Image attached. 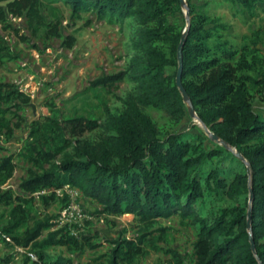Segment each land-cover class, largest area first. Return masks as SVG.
<instances>
[{
    "label": "trees",
    "instance_id": "16d2710c",
    "mask_svg": "<svg viewBox=\"0 0 264 264\" xmlns=\"http://www.w3.org/2000/svg\"><path fill=\"white\" fill-rule=\"evenodd\" d=\"M2 1L4 27L9 26V14L23 18L32 32L46 28L59 36L57 24L48 22L41 8L45 1H60L72 17L90 12L110 24L131 19L135 28L125 69L102 74L91 83L93 87L125 79L132 83V90L119 98L120 111H111L102 101L104 118L98 121L91 116L61 118L59 110L50 108L49 115L30 124L19 152L29 163L20 183L29 194L0 187V205L8 207L0 240L32 253L24 255V264H73L71 257L53 256L47 250L66 246L73 253L86 245L95 247L89 235H81V241L67 223L58 225L52 221L55 217L37 213L36 201L48 205L56 191L68 186L94 200L100 206L95 210L98 216L133 214L137 221L134 237L112 241L106 264H137L145 248L163 250L159 243L167 240L171 227L160 219L173 216L193 229L192 264H264V108L257 112L252 102L253 96L264 93V70L256 50L247 44L232 45L220 33L224 25L218 18L186 0L190 19L182 46V83L197 117L231 151L210 139L191 117L188 130H173L188 115L175 84L177 46L184 26L173 18L182 13L180 0ZM225 1L244 11L264 2ZM8 54L0 36V65ZM29 100L16 84L0 82V132L7 138L20 126L18 111ZM147 107L163 111L168 128L159 126L145 111ZM11 108L19 118L15 125L5 115ZM76 124L73 135L98 130V139L68 137L67 127ZM234 151L241 153L249 169ZM14 167L12 155L0 158V186ZM63 201L62 208H67ZM249 208L255 253L247 228ZM165 251L183 264L175 250Z\"/></svg>",
    "mask_w": 264,
    "mask_h": 264
},
{
    "label": "rangeland",
    "instance_id": "374dc122",
    "mask_svg": "<svg viewBox=\"0 0 264 264\" xmlns=\"http://www.w3.org/2000/svg\"><path fill=\"white\" fill-rule=\"evenodd\" d=\"M192 1L203 6L204 12L211 18L220 20L224 29L219 31L224 39L234 46L247 44L256 50L264 70V2L257 3L251 11H244L225 0ZM0 7H5V1L0 2ZM181 10L182 13H177L173 20L183 27L186 24L185 8L181 7ZM41 13L48 22L57 24L59 36H52L46 28L32 32L23 18L9 14L6 16L9 26L4 27L5 23L0 22V36L10 51L0 65V82L14 83L30 97L29 102L18 111L21 124L14 129L12 137L7 138L0 132V158L12 155L15 166L12 176L0 187L9 188L16 194H29L20 186L29 163L19 156V152L32 121L49 115L50 108L59 110L61 118L91 116L102 121L104 112L101 102H105L111 111L118 112L122 109L119 98L132 90V83L126 79L110 86H91L100 75L115 74L125 69L131 54L130 37L135 28L131 19L121 24H110L90 12L72 17L69 7L60 1H45ZM70 41L72 44L68 46ZM252 102L255 111L261 112L264 93L253 96ZM145 111L159 126L168 128L163 111L152 107L145 108ZM5 115L12 125L19 120L13 114V108ZM78 125L67 127L68 137L92 142L98 139V130L73 135L71 132L76 133ZM189 125L190 116L187 115L173 130H188ZM63 199L67 208L61 206ZM35 208L40 216L55 217L52 221L58 225L67 223L70 232L81 241V235L85 234L96 242L95 247L86 245L82 251L73 253L66 246L47 250L53 256L71 257L73 264H106L113 240L118 237L132 238L137 234L138 226L133 214L98 216L95 210L100 206L75 189L56 191L55 199L48 205L36 201ZM7 210V206L0 205V225ZM160 222L171 227L167 240L159 243L163 250L145 248L146 253L138 258L137 264H177L165 248L175 250L183 264H192L195 235L187 221L173 216L160 219ZM24 255L32 256V253L0 240V264H24Z\"/></svg>",
    "mask_w": 264,
    "mask_h": 264
},
{
    "label": "water",
    "instance_id": "95a60500",
    "mask_svg": "<svg viewBox=\"0 0 264 264\" xmlns=\"http://www.w3.org/2000/svg\"><path fill=\"white\" fill-rule=\"evenodd\" d=\"M180 4H181L182 7L185 8L186 24L184 26V29H183L182 33H181L180 41H179L178 46H177V62H178V66H177L176 73H175V84H176L178 90L181 93L183 102L187 105L188 115L193 120L197 121L203 127L204 131L207 133V135L210 137V139L222 144L228 150L233 151V148L231 146H229L225 141L220 140L217 137L216 134L210 132L209 129L203 124V122L197 117V115L195 113V110L193 108V105L191 103V100H190V98H189V96H188V94H187V92H186V90H185V88L183 86L182 79H181V72H182V67H183L182 46H183V43L185 41V36H186L188 28H189V13H188V9H187V5H186L185 0H180ZM234 153L239 159H241L242 161L245 162V165H246L247 169H249V164H248V162L245 161V159L243 158L241 153L236 152V151H234ZM252 198H253V195H252V192L250 190L249 202L252 201ZM247 228H248V231H249L250 247H251V250L255 253L254 242H253L252 236L250 234V230H251L250 229V208L248 209V212H247Z\"/></svg>",
    "mask_w": 264,
    "mask_h": 264
},
{
    "label": "built area",
    "instance_id": "2783aa9c",
    "mask_svg": "<svg viewBox=\"0 0 264 264\" xmlns=\"http://www.w3.org/2000/svg\"><path fill=\"white\" fill-rule=\"evenodd\" d=\"M67 188H71V189H75V191H79L78 189L73 188V187H68V186H65V187H64V189H67ZM58 191H60V190H58Z\"/></svg>",
    "mask_w": 264,
    "mask_h": 264
}]
</instances>
